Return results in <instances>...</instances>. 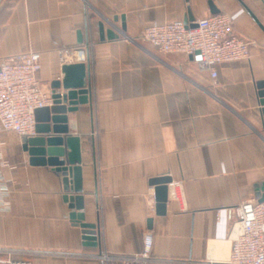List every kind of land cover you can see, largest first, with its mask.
Segmentation results:
<instances>
[{
    "label": "crops",
    "instance_id": "obj_1",
    "mask_svg": "<svg viewBox=\"0 0 264 264\" xmlns=\"http://www.w3.org/2000/svg\"><path fill=\"white\" fill-rule=\"evenodd\" d=\"M227 13L232 32L251 41L247 59L216 65L161 53L141 39L145 25ZM264 0H0V58L36 51L42 87L65 64H86L89 103L67 113L80 139L83 223L97 225L86 245L70 217L62 174L29 163L21 138L0 134L8 188L0 209V264H123L152 235V264H227L235 235L225 207L255 199L264 181ZM98 23L116 37L100 38ZM81 40V42H79ZM72 50L63 62L58 49ZM53 106L36 111V125ZM37 135V133L35 134ZM177 181L165 212L155 210L152 178Z\"/></svg>",
    "mask_w": 264,
    "mask_h": 264
},
{
    "label": "built area",
    "instance_id": "obj_2",
    "mask_svg": "<svg viewBox=\"0 0 264 264\" xmlns=\"http://www.w3.org/2000/svg\"><path fill=\"white\" fill-rule=\"evenodd\" d=\"M189 27L182 20H169L145 25L141 39L161 53H177L191 56L199 53L197 65L210 73L215 82L216 65L247 59L251 41L232 32V19L227 13L219 12L193 21ZM72 50L60 47L61 62L72 56ZM40 53L28 51L0 58V134L12 132L19 138L36 134L35 113L53 104V92L45 90L39 80ZM0 160V209H6L8 196L6 181ZM168 192L180 198L177 181L171 179ZM226 218L232 223L235 235L231 241L227 264H264V200L242 201L225 207ZM152 235L143 233L142 248L132 255L98 257L116 259L123 264H152ZM3 249L0 248V253ZM6 264H31L29 261L4 259Z\"/></svg>",
    "mask_w": 264,
    "mask_h": 264
},
{
    "label": "water",
    "instance_id": "obj_3",
    "mask_svg": "<svg viewBox=\"0 0 264 264\" xmlns=\"http://www.w3.org/2000/svg\"><path fill=\"white\" fill-rule=\"evenodd\" d=\"M252 15V13L250 12ZM254 20L261 26L260 22L252 15ZM189 27H194V17L188 10V16L183 20ZM100 38L104 35L108 38L116 37L115 33L108 29L104 30L103 24L98 23ZM81 42V40H79ZM190 57L199 59V53L195 52ZM86 64L74 63L65 64L62 67L63 77L52 81L53 108L49 117L42 123L36 125V133L32 137H22V148L28 153V160L31 165H48L60 172L63 176L62 181L66 195L65 200L71 211L70 217L83 220L84 216L78 212L83 208V196L81 189V168L80 163V139L78 136L68 135L67 113L77 110L78 105L89 103V91L86 87ZM261 97L260 103L263 105L262 115L264 118V81L257 83ZM171 178L166 175L157 176L151 179L150 183L154 186L155 210L157 214L165 212L168 200L167 184ZM255 199L264 200V181L255 186ZM83 229V238L86 245H94L97 240V225L80 223Z\"/></svg>",
    "mask_w": 264,
    "mask_h": 264
},
{
    "label": "rangeland",
    "instance_id": "obj_4",
    "mask_svg": "<svg viewBox=\"0 0 264 264\" xmlns=\"http://www.w3.org/2000/svg\"><path fill=\"white\" fill-rule=\"evenodd\" d=\"M35 119H36V113H35ZM37 120V119H36Z\"/></svg>",
    "mask_w": 264,
    "mask_h": 264
}]
</instances>
